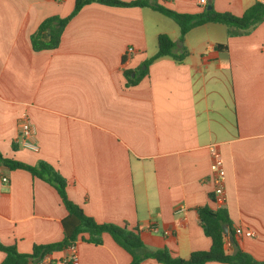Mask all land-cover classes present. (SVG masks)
Listing matches in <instances>:
<instances>
[{
  "label": "crops",
  "instance_id": "crops-1",
  "mask_svg": "<svg viewBox=\"0 0 264 264\" xmlns=\"http://www.w3.org/2000/svg\"><path fill=\"white\" fill-rule=\"evenodd\" d=\"M256 1L206 0L236 16ZM159 2L181 13L202 6ZM74 6L75 0H0V153L29 165L49 163L67 180L69 198L98 223L138 227L145 244L139 255L167 247L189 258L212 245L198 210L220 207L212 200L215 146L234 230L225 249L264 260V22L232 37L222 24L195 27L175 49L185 47L184 60L157 59L137 85L127 86L125 70L135 71L158 52L160 34L179 40L178 25L151 8L92 3L71 19L58 48L34 51L31 35L39 25L69 16ZM129 47L135 52L126 56ZM24 113L35 127L38 152L19 142ZM68 216L53 185L0 165L1 243L30 254L35 245L60 242ZM237 226L255 236L236 235ZM71 255L65 249L38 264L132 261L107 233L101 244L79 239L76 259L67 262ZM5 257L0 251V264Z\"/></svg>",
  "mask_w": 264,
  "mask_h": 264
},
{
  "label": "trees",
  "instance_id": "trees-1",
  "mask_svg": "<svg viewBox=\"0 0 264 264\" xmlns=\"http://www.w3.org/2000/svg\"><path fill=\"white\" fill-rule=\"evenodd\" d=\"M212 1V0H208ZM98 3L113 7H140L151 8L164 16L172 19L180 29V40L195 27L208 23L222 24L228 27V35L242 36L250 34L258 25L264 22V1L257 0L241 16L229 12H218L212 2L200 7L196 13H181L170 9L159 0H75L72 13L67 17L52 16L46 18L31 35V44L34 51L53 50L59 47L62 34L68 25L85 6ZM177 43L168 34H160L158 37V52L145 63L134 70H125L127 86L137 85L147 75L149 64L162 57H172L182 61L188 55L185 47L181 53H176ZM222 46H217L219 50ZM145 66V68L143 67ZM133 73H135L133 75ZM0 165L13 170L23 169L31 173L33 177L43 179L53 185L69 213L64 221V238L62 241L46 245H35L30 254L20 253L15 246L4 245L0 242V251L6 254L1 264H38L54 252L63 251L70 246L82 241L101 244L105 233L132 255L130 264H141L146 259H153L161 264H207L208 262H220L225 264H264V260H257L251 254L237 248L233 253L225 249L227 241L223 226H227L230 233H234L232 223L224 206L214 210L203 207L198 210L200 223L205 234L211 238L212 245L209 250L196 251L189 258L175 256L167 247L153 251H146L139 255L138 252L145 247L141 231L138 227H131L128 222L123 224L98 223L94 218L85 214L83 209L74 203L67 194V180L53 166L45 161L36 165H29L15 159L4 158L0 153ZM214 201V194L212 195Z\"/></svg>",
  "mask_w": 264,
  "mask_h": 264
},
{
  "label": "built area",
  "instance_id": "built-area-1",
  "mask_svg": "<svg viewBox=\"0 0 264 264\" xmlns=\"http://www.w3.org/2000/svg\"><path fill=\"white\" fill-rule=\"evenodd\" d=\"M198 3L202 6L206 5V0H197ZM135 52L134 48L129 47L127 50L126 56H129ZM19 142L24 148L32 150L34 152L39 151V146L36 140V131L35 127L31 121L30 116L27 113H24L19 119ZM212 156L211 170L213 172V182L215 185L214 188V202L218 206H224L225 204V178L226 171L224 168L223 158L220 150L212 146L210 150ZM2 181L6 182L7 178L2 177ZM235 234L242 237H254L255 232L250 229H244L240 226H237L235 229ZM72 255L67 258V262H72L76 259V244L68 248Z\"/></svg>",
  "mask_w": 264,
  "mask_h": 264
},
{
  "label": "rangeland",
  "instance_id": "rangeland-1",
  "mask_svg": "<svg viewBox=\"0 0 264 264\" xmlns=\"http://www.w3.org/2000/svg\"><path fill=\"white\" fill-rule=\"evenodd\" d=\"M175 22V21H174ZM178 44L182 43L183 41H181L180 39L176 41ZM224 90H226V88H224ZM226 93V92H225ZM228 104L231 106L228 110V112H226L227 118L229 120H231L232 122L235 120V115L233 112V103H232V99L228 98Z\"/></svg>",
  "mask_w": 264,
  "mask_h": 264
},
{
  "label": "water",
  "instance_id": "water-1",
  "mask_svg": "<svg viewBox=\"0 0 264 264\" xmlns=\"http://www.w3.org/2000/svg\"><path fill=\"white\" fill-rule=\"evenodd\" d=\"M208 9H211V4H210V2H209ZM177 45H178V46H181L182 43H180V44L177 43ZM144 68H145V66H144ZM134 74H135V73H133V75H134ZM223 230H224L226 236H228V235H229V229H228V227H227V226H223ZM230 238H231V240H234V237H233V236H231Z\"/></svg>",
  "mask_w": 264,
  "mask_h": 264
}]
</instances>
